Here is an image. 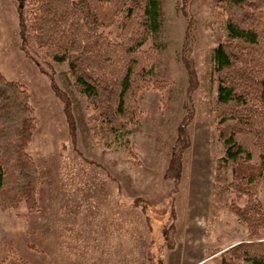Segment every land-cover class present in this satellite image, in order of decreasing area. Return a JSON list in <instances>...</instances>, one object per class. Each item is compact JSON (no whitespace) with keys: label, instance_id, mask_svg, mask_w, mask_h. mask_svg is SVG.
<instances>
[{"label":"rangeland","instance_id":"374dc122","mask_svg":"<svg viewBox=\"0 0 264 264\" xmlns=\"http://www.w3.org/2000/svg\"><path fill=\"white\" fill-rule=\"evenodd\" d=\"M177 0H160L163 25L143 44L157 46L152 79H166L163 91L139 94L143 112L139 128L126 136L95 137L90 129L86 97L69 79L66 63H42L22 48L23 32L40 58L26 24L33 0H0V69L23 83L37 115L28 151L40 169L38 201L30 213L0 209V264H222L223 250L248 238L246 227L226 202L231 169L221 162L225 147L216 131L214 104L218 83L212 54L225 40L217 0H188L196 19L193 68L197 85L182 61L188 20ZM116 21L106 33L116 40ZM42 62V61H41ZM49 74L72 102L73 138L63 102ZM190 96V97H189ZM192 114L189 143L181 153V178L165 177L178 127ZM140 198V200H137ZM259 198L264 205V177ZM175 223L176 247L167 249L163 228Z\"/></svg>","mask_w":264,"mask_h":264},{"label":"trees","instance_id":"16d2710c","mask_svg":"<svg viewBox=\"0 0 264 264\" xmlns=\"http://www.w3.org/2000/svg\"><path fill=\"white\" fill-rule=\"evenodd\" d=\"M188 0L176 7L188 20L182 45V61L193 87L196 19ZM217 17L224 21L225 40L213 50L214 74L218 83L214 104L216 131L225 147L221 162L232 178L227 209L247 229L248 238L223 250L222 264H264V205L259 198L264 177V0H217ZM119 24L116 40L106 33ZM163 25L160 0H33L29 23L41 59L23 32L22 48L42 63H66L69 79L85 95L90 129L95 137L126 136L139 128L143 112L139 94L147 89L163 91L170 82L151 78L157 60V46L143 44ZM42 61V62H41ZM51 66V65H50ZM73 138L76 123L72 102L49 74ZM190 97V96H189ZM192 114L178 127L177 139L165 171L176 182L182 175L178 150L189 143ZM37 128V115L27 87L8 79L0 69V209L30 213L41 210L38 192L40 169L28 148ZM137 200H140L138 198ZM175 223L163 228L167 249H174ZM22 264H30L21 259ZM150 264H166L163 258Z\"/></svg>","mask_w":264,"mask_h":264},{"label":"crops","instance_id":"0c3cea01","mask_svg":"<svg viewBox=\"0 0 264 264\" xmlns=\"http://www.w3.org/2000/svg\"><path fill=\"white\" fill-rule=\"evenodd\" d=\"M236 242H238V241H236ZM236 242H234V243H236ZM234 243H233V244H234Z\"/></svg>","mask_w":264,"mask_h":264}]
</instances>
